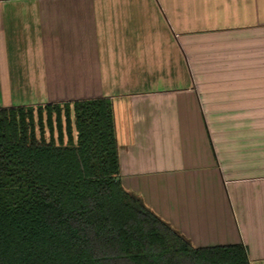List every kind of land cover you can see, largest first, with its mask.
I'll return each instance as SVG.
<instances>
[{
	"label": "crops",
	"instance_id": "0c3cea01",
	"mask_svg": "<svg viewBox=\"0 0 264 264\" xmlns=\"http://www.w3.org/2000/svg\"><path fill=\"white\" fill-rule=\"evenodd\" d=\"M97 97L123 186L264 264V0H0V106Z\"/></svg>",
	"mask_w": 264,
	"mask_h": 264
},
{
	"label": "trees",
	"instance_id": "16d2710c",
	"mask_svg": "<svg viewBox=\"0 0 264 264\" xmlns=\"http://www.w3.org/2000/svg\"><path fill=\"white\" fill-rule=\"evenodd\" d=\"M108 97L0 106V264H250L195 246L119 177Z\"/></svg>",
	"mask_w": 264,
	"mask_h": 264
}]
</instances>
